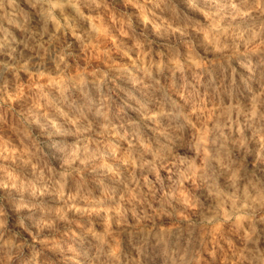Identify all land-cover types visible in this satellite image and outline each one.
<instances>
[{
    "label": "clouds",
    "instance_id": "1",
    "mask_svg": "<svg viewBox=\"0 0 264 264\" xmlns=\"http://www.w3.org/2000/svg\"><path fill=\"white\" fill-rule=\"evenodd\" d=\"M0 264H264V0H0Z\"/></svg>",
    "mask_w": 264,
    "mask_h": 264
}]
</instances>
